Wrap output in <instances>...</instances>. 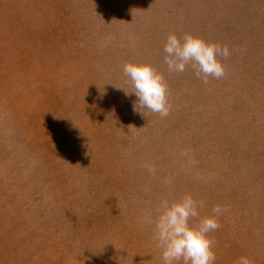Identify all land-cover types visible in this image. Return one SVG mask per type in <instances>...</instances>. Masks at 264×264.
Masks as SVG:
<instances>
[{
	"label": "rangeland",
	"instance_id": "374dc122",
	"mask_svg": "<svg viewBox=\"0 0 264 264\" xmlns=\"http://www.w3.org/2000/svg\"><path fill=\"white\" fill-rule=\"evenodd\" d=\"M170 33L228 46L225 76L169 72ZM129 62L167 117L134 109ZM186 194L193 225L228 208L216 264H264V0H0V264H163L149 220Z\"/></svg>",
	"mask_w": 264,
	"mask_h": 264
},
{
	"label": "clouds",
	"instance_id": "9594fccd",
	"mask_svg": "<svg viewBox=\"0 0 264 264\" xmlns=\"http://www.w3.org/2000/svg\"><path fill=\"white\" fill-rule=\"evenodd\" d=\"M164 62L169 72L183 73L191 65L195 75L204 84L209 77L220 79L225 76V66L221 57L228 58L231 50L228 46L210 43L203 38L186 34L179 37L170 33L164 43ZM123 73L131 82L137 97L134 109H146L157 113L161 118L167 117L171 105L168 99V88L162 73L151 63L129 62L123 65ZM116 87V86H115ZM118 88V87H117ZM123 89V88H119ZM149 172L155 169L147 166ZM205 202L198 201L191 194L181 199L170 201L161 198L155 219L149 220L154 226V238L162 250L163 264H216V253L209 233L220 228L218 217L228 211L227 207L216 205L213 215L202 218L197 225L191 221L199 217ZM236 264H253L248 256H241Z\"/></svg>",
	"mask_w": 264,
	"mask_h": 264
}]
</instances>
